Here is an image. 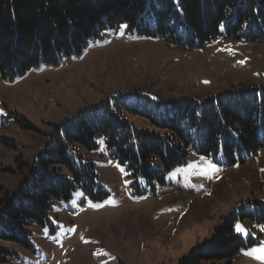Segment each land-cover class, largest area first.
<instances>
[{
    "label": "rangeland",
    "instance_id": "374dc122",
    "mask_svg": "<svg viewBox=\"0 0 264 264\" xmlns=\"http://www.w3.org/2000/svg\"><path fill=\"white\" fill-rule=\"evenodd\" d=\"M125 26L102 29L81 54L59 64L33 66L13 80L0 76V197L23 182L53 125L83 106L120 91L167 102L204 99L250 82L264 85L263 42L220 33L203 46L185 49ZM124 115L136 127L154 128L142 115L128 110ZM21 119L31 127L22 128ZM95 141L93 150L76 148L83 160L94 163L106 196L92 199L77 189L69 199L54 201L45 223L27 225L31 248L3 243L15 252L6 264H176L224 215L250 207L245 202L254 197L264 199V147L253 159L231 166L190 151L164 181L148 182L130 174L104 137ZM209 161L218 171L208 169ZM153 167L163 168L160 159ZM60 172L68 174L65 168ZM237 224L248 233L239 234L252 241L236 253L233 264H264L257 258L264 253L252 251L264 247V222L238 220L234 228Z\"/></svg>",
    "mask_w": 264,
    "mask_h": 264
},
{
    "label": "trees",
    "instance_id": "16d2710c",
    "mask_svg": "<svg viewBox=\"0 0 264 264\" xmlns=\"http://www.w3.org/2000/svg\"><path fill=\"white\" fill-rule=\"evenodd\" d=\"M121 23L130 32L185 49L203 46L220 33L264 43V0H0V76L13 80L33 66L59 64L81 54L102 29ZM125 110L146 117L154 128L136 127L125 118ZM21 120L22 128L31 127ZM47 135L23 182L0 197V264L15 254L4 242L31 248L27 225L32 220L45 223L54 201L69 199L77 189L92 199L106 196L94 163L83 160L77 145L93 150L95 137H104L130 174L148 182L164 181V174L185 163L190 151L221 158L229 166L244 163L264 147V85L167 102L120 91L79 108ZM155 158L163 168L153 167ZM246 203L250 207L224 215L176 264H233L236 253L252 241L235 231V222H264V199Z\"/></svg>",
    "mask_w": 264,
    "mask_h": 264
},
{
    "label": "snow or ice",
    "instance_id": "6c2138e0",
    "mask_svg": "<svg viewBox=\"0 0 264 264\" xmlns=\"http://www.w3.org/2000/svg\"><path fill=\"white\" fill-rule=\"evenodd\" d=\"M208 169L211 171H218L217 166L211 161L208 162ZM235 231L243 235L248 234L247 231L241 225H238V224L235 226ZM261 231L264 232V228H262ZM252 251L258 252V253H264V247L256 248V249H253ZM257 258L264 259V255L258 256Z\"/></svg>",
    "mask_w": 264,
    "mask_h": 264
},
{
    "label": "crops",
    "instance_id": "0c3cea01",
    "mask_svg": "<svg viewBox=\"0 0 264 264\" xmlns=\"http://www.w3.org/2000/svg\"><path fill=\"white\" fill-rule=\"evenodd\" d=\"M251 83H252V82H250L249 85H250ZM255 84H257V83H254V84H252V85H255ZM218 91H219V90H218ZM218 91H216V92H218ZM216 92H215V93H216ZM210 95H212V94H210ZM161 100H162V99H161Z\"/></svg>",
    "mask_w": 264,
    "mask_h": 264
}]
</instances>
